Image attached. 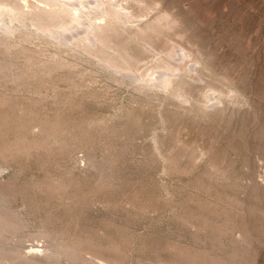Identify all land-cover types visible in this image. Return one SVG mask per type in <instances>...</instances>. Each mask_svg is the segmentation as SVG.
<instances>
[{"label":"rangeland","instance_id":"rangeland-1","mask_svg":"<svg viewBox=\"0 0 264 264\" xmlns=\"http://www.w3.org/2000/svg\"><path fill=\"white\" fill-rule=\"evenodd\" d=\"M113 4L93 52L0 30V264H264V0Z\"/></svg>","mask_w":264,"mask_h":264},{"label":"bare ground","instance_id":"bare-ground-1","mask_svg":"<svg viewBox=\"0 0 264 264\" xmlns=\"http://www.w3.org/2000/svg\"><path fill=\"white\" fill-rule=\"evenodd\" d=\"M127 15H129V11L124 7H117L116 4H113V0H0V30L4 34L13 35L20 30L16 25L17 23H30L36 28V31L53 39H76L80 44L85 45L89 52L95 51L97 43L103 49L111 46L112 42L108 33L114 32L116 25L119 27L118 21H126L125 17ZM146 29V26L143 30L140 27V34L145 32ZM29 36L30 34L26 38H29ZM4 46V50L9 52L15 47V44L7 40L4 42ZM179 52L184 54L181 50ZM105 62L111 67L118 68L117 70L122 68L111 54L105 59ZM174 76L175 71L166 69L152 73L148 78L137 77L144 82H153L163 88L172 87L178 91L180 85L175 83ZM209 96L212 97V95ZM51 252L53 254V251ZM51 252L50 256L52 257L54 255ZM69 252L67 251V254ZM55 254L58 255L59 253ZM70 254L76 261L80 256L84 258L86 255H80L78 252H70ZM95 259H93L94 262Z\"/></svg>","mask_w":264,"mask_h":264}]
</instances>
